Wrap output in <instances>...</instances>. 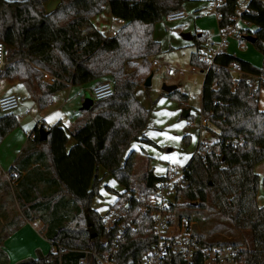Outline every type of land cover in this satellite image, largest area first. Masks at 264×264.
Wrapping results in <instances>:
<instances>
[{
  "label": "trees",
  "instance_id": "obj_1",
  "mask_svg": "<svg viewBox=\"0 0 264 264\" xmlns=\"http://www.w3.org/2000/svg\"><path fill=\"white\" fill-rule=\"evenodd\" d=\"M49 1L0 0V41L8 47L12 61L3 77L38 83L40 94L36 100L41 109L47 108L54 95L68 84L84 86L107 77L116 81L113 97L95 101L89 110L81 109L70 132L76 141L70 150H67L69 136L59 123L46 128L49 134L45 141L40 140L37 125L31 134L34 137L29 139L17 161L27 173L22 182L37 189L34 196H25L28 206L20 204L25 219L41 220L45 224V239L66 248L62 264H80L83 255L79 251L95 249L98 242L90 238L86 216L93 222L98 236H102V216L91 205L100 191L99 168L103 167L126 189L113 206L124 201L133 207L137 205L131 197L142 179L135 170L137 153L132 151L124 157L131 143L138 141L147 127L149 111L137 101L135 93L152 73V58L161 52L160 44L153 38L155 24L170 13L183 11L184 0H59L56 8L47 12L45 4ZM253 1L259 8H252L251 14L245 12L243 19L255 23L257 30H239L240 42H247L246 36L255 38L253 46L263 57L261 67L225 53L217 56L215 66L209 68L192 54L191 65L206 71L201 112L207 120L205 129L215 133L217 139L206 159L195 154L186 165L184 183L177 187L176 195L186 204L173 209L215 211L237 231L251 234L253 248L244 251L248 263L264 264V206L258 204L260 178L254 171L264 162V111L259 109L258 92L256 96L250 95V76L264 77V0ZM107 5L114 19L125 22L117 34L109 37L91 21ZM239 6L240 0H224L218 7L219 28L234 23L232 19ZM198 35L194 38L197 50L205 41L202 34ZM233 64L242 73L238 80L230 70ZM37 69L59 81L42 83V74ZM170 97L188 103V96L177 89ZM18 127L19 120L13 114L0 116V144ZM239 140H243L242 145L235 144ZM32 165L37 166L32 168ZM166 176L158 177L150 169L144 177L147 191H153L155 184ZM43 183L52 189L50 194L44 195L39 188ZM70 197L75 201L71 213L66 211ZM132 212L136 214V209ZM143 222L138 220L137 233L129 236L121 247L120 254L127 259L150 251L153 223L150 219L145 220L146 224ZM17 229L18 225L0 235V264L9 263L1 244ZM200 239L206 241L203 236ZM18 264L59 262H50L49 254H41Z\"/></svg>",
  "mask_w": 264,
  "mask_h": 264
},
{
  "label": "rangeland",
  "instance_id": "obj_2",
  "mask_svg": "<svg viewBox=\"0 0 264 264\" xmlns=\"http://www.w3.org/2000/svg\"><path fill=\"white\" fill-rule=\"evenodd\" d=\"M14 2H21L25 0H7ZM207 1V2H206ZM212 0H184L183 9L184 12L189 16L186 20L170 24L164 18L159 23L155 24L153 29V38L160 44L161 52L157 57L152 58L151 67L154 76L151 79V86L147 87L142 84L137 88L135 96L137 101L149 111L147 127L143 130L139 136L138 141L131 143L137 151V157L148 160L150 162L151 170L154 171L155 175L158 177H165L167 172L170 170L172 172L181 173L192 156L195 154L199 144L204 141H213L217 139L213 132L208 130H203L202 133L198 132L200 126L201 112H202V88L204 76L201 70L192 67L190 64V58L192 53H197L195 47L192 46V42H188L183 39V33H190L187 29L192 28L191 33L195 29H206L214 42L219 40L218 29L216 24L215 12L212 11L208 16L196 15L197 11L202 7H206L208 3ZM240 9H246V0H241ZM51 6L49 5V8ZM109 6L105 7V10L98 16H96L95 21L98 23L99 29L105 34L109 35V31L117 29L119 26L113 21L112 16L109 14ZM251 14L253 11L248 9ZM214 12V13H213ZM244 27V24L241 23ZM252 27L251 30H254ZM202 33V32H201ZM109 37V36H108ZM207 40V39H206ZM238 40L234 38L230 40V45H233L232 49L235 48L234 44L239 45ZM243 47L246 48L245 51L248 53L250 59L254 62L261 64L263 62L262 54L259 53L253 44L249 42H244ZM235 53L244 55L241 50L237 47ZM262 58V62H261ZM158 61L162 64L160 70H157L153 66V62ZM11 60L9 64H11ZM8 64V65H9ZM205 64V63H204ZM253 64V63H252ZM255 66H257L255 64ZM257 66V67H261ZM35 68V67H34ZM168 68H173L177 70L176 77H169L167 72ZM39 74H42L41 82L44 84H49L44 76V71L37 69ZM179 71V72H178ZM47 73V72H46ZM49 74V73H48ZM150 74V75H151ZM234 77L237 79L239 77L238 72H234ZM3 81L0 84V92L9 91V85ZM38 83L30 84L32 95L38 96L40 94L38 90ZM177 86V89L189 96V101L186 104L181 103L177 98L170 97V94L163 91V86ZM76 89L73 91V95L77 91L83 92L78 98V105L82 106V100L85 97L83 91V86H75ZM26 88V87H25ZM85 89V88H84ZM63 91V90H62ZM24 97L23 105L19 108L22 112V119L26 118V121L20 123V127L15 130V136L25 135L27 136V131L31 132L37 125V114H28V107L31 105V98L27 96L26 90L22 89L19 91ZM60 93V92H58ZM57 94V93H56ZM55 94V95H56ZM57 101V106H60L63 102H70V93L68 91L59 95ZM32 97V96H31ZM260 107H264V85L261 87L260 93ZM73 106L68 105V108ZM81 106L77 107L80 109ZM49 107V106H48ZM67 108V109H68ZM51 110V109H50ZM185 110H191L192 114L190 118H184L183 113ZM16 114V112H14ZM21 119V120H22ZM76 120V118H75ZM41 121V120H40ZM190 124L193 126L190 127ZM189 125V126H188ZM198 129V131H197ZM144 135V136H143ZM13 136V135H12ZM144 137V138H143ZM14 136L10 139L14 140ZM215 142V141H213ZM4 149V148H3ZM130 150V149H129ZM100 177L101 185L99 195L95 196L92 200V209L100 211L101 214L107 210V208L114 204L118 199L119 195L125 193V187H123L111 174L107 172H102ZM11 178L8 176L3 177ZM141 178V177H140ZM70 204L66 208L69 213L73 212L75 209V201L70 197ZM181 200V204H186V201ZM197 206V205H196ZM9 213L13 210L17 211L16 205L9 204ZM178 217H184L197 222V225L192 227L196 234H199L209 242V243H237L243 251L253 248L251 234L249 232H239L231 225V223L222 219L215 211L200 210L199 208H188L185 207L183 210L177 212ZM2 225H0V234L4 231L1 230ZM36 227V224H34ZM29 240L26 239L23 244L9 245L8 253L10 261L8 264H18L21 261L27 259H36L41 255L42 245L48 244L47 240L44 239L37 233L33 236L29 235ZM39 242H43L40 245ZM50 250H48L49 254ZM46 254V255H48ZM29 255V256H28ZM44 255V256H46ZM35 257V258H34Z\"/></svg>",
  "mask_w": 264,
  "mask_h": 264
},
{
  "label": "built area",
  "instance_id": "obj_3",
  "mask_svg": "<svg viewBox=\"0 0 264 264\" xmlns=\"http://www.w3.org/2000/svg\"><path fill=\"white\" fill-rule=\"evenodd\" d=\"M224 4V0H212L204 9L215 11L217 17L218 7ZM240 7V6H239ZM237 8L236 17L232 19V25L220 28L219 40L214 42L208 38L202 47L195 54L196 59L205 63L209 68L215 66V58L225 54L231 39L241 41L238 23L243 19L247 9ZM188 17L184 11H177L167 15L166 21L175 24L184 21ZM114 35L116 32H112ZM10 51L8 47L0 41V76L4 74L9 64ZM154 68L160 70L162 64L153 62ZM231 71L237 70V64L230 67ZM46 81L54 84L59 81L56 77L43 72ZM169 77H174L177 70L168 68ZM71 85V84H68ZM116 81L106 80L95 84L90 94L94 101L107 100L115 94ZM250 95L256 96V89L251 88ZM23 97L20 94H9L0 98V112L9 115L17 111L23 104ZM220 103L219 101L217 104ZM207 126V120L202 118L200 128L203 130ZM211 141H204L199 145L196 154L206 159L211 151ZM237 145H242L243 140L236 141ZM184 170L181 173L171 172L162 181L155 184L153 191L148 192L144 183V177L138 183L134 193L131 194L137 205L133 207L129 201L118 202L111 206L102 215V236L97 237V248L80 250L83 255L80 264H249L244 255V251L232 243L218 244L202 242L201 235L196 234L192 227L197 222L188 218L178 217L177 208L181 205V200L177 199V187L182 185ZM136 209V214L132 211ZM150 219L153 223V241L150 251L140 257L125 258L120 254L121 247L126 243L129 236L137 233L138 220ZM66 248L62 245L51 244L49 261H58L62 264V254Z\"/></svg>",
  "mask_w": 264,
  "mask_h": 264
},
{
  "label": "crops",
  "instance_id": "obj_4",
  "mask_svg": "<svg viewBox=\"0 0 264 264\" xmlns=\"http://www.w3.org/2000/svg\"><path fill=\"white\" fill-rule=\"evenodd\" d=\"M58 3H59V0H50L48 3L45 4L46 11L47 12H52L56 8ZM240 3L242 4L241 0H240ZM49 5L51 6L50 8H49ZM244 7L247 9V11H249L248 9L253 10L254 8H257L258 6L256 5V3H254L253 0H246V5ZM183 11H184V9H183ZM211 12L212 11H206L204 8L201 7L199 9V11H197L196 15H198V17L199 16L200 17L201 16H208L209 13H211ZM109 14H110V16H112L110 10H109ZM214 14H215V17H216V24H217V29H218V32H217L218 35L217 36L219 38V30H220V28H219V19L220 18L217 17L216 13H214ZM95 19H96L95 17L92 18V20H91L92 24L95 26V28L98 31L101 32L102 30L99 29L98 23L95 21ZM113 21L116 22V24H118L119 26L117 27V29L109 31V35L108 36L114 35L112 32H116V31L118 32L119 29L125 24V22L117 20V19H114V18H113ZM241 23L244 24V27L241 26ZM252 27H255L254 30H251ZM238 28H239V30H249L251 32H254V31L257 30V26H256L255 23H253V22H251L249 20H245V19H242L238 23ZM187 30L191 33L192 28H189ZM102 34L105 35L104 33H102ZM191 34L194 35V38H195L196 34H202L205 37V40L208 39V38H212L210 36L209 32L206 29H195ZM188 42H192V46L195 47V49L197 50V45L194 43V40L193 41H188ZM237 42L239 44V45H237V47L239 48V51L241 50V52L244 55L235 53L238 50L235 44H234V46H235L234 49H232L233 45L229 44V47H228L226 53L231 54V55H235V56H237V57H239L241 59H244L246 61H249V62L253 63L254 65L256 64L257 66H261V64H259V62L257 64V63H254L250 59V57L248 56V53H246V51H245L246 48L243 47V43H241L240 41H237ZM192 54H194V53H192ZM191 57H192V55H191ZM261 62H262V58H261ZM190 64H191V58H190ZM192 67H194V66H192ZM196 68H198V67H196ZM198 69H200V68H198ZM236 72L239 73V77L237 78V80H238V79L241 78L242 73L239 72V71H236ZM201 73L203 74V76L205 78L206 71L203 72L201 70ZM174 77H176V76H174ZM110 79H112V78L111 77H107V78L101 79V80H99L97 82H92V83L86 84V85H84L82 87L83 91H84L85 94L89 93V95L91 96L90 90L95 84H97L99 82H102V81L110 80ZM3 81H7L6 83H7V85H9V91L0 92V98L3 97V96L9 95V94H20L23 97V99H24L25 96H23L21 93H19V91L22 90V89L26 90V93H27L26 95L30 96L31 101H32L31 102L32 106L28 107L27 113L28 114H37L36 116L39 119L37 120V124L36 125H39V127L41 125H44L45 129H46V128H49V127L59 123L61 125V127L66 130V132H67V134L69 136V140H68V144H67V150H70L76 144V141L70 135V132L75 128V124H76L75 118H77L79 116V113L81 111V108H82L84 100H85V97H84V99L82 100V106L78 105L80 103H78L77 101H78L79 96H81L83 94L82 90L81 91H77V93H75L73 95V91L76 89V87L72 86V85H68L66 89H64L63 91H60V93H57L56 95H54L49 107H47L45 109H41L39 107L38 103H37V100H36L37 96L36 95L34 96L31 93L32 91L30 89V87H31L30 84L22 83V82H20L18 80L6 79V78L3 77V74H2L0 76V84ZM203 83H204V81H203ZM250 83H251V86H252L251 88L256 89V91L258 92V99H259L260 98V93H261V87H262V85H260V84L261 83L264 84V77L262 79V78H259V77H256V76H250ZM66 91H68V93H70L71 101L70 102H63V103H61L60 106H57V101L59 102L61 100V99H58L60 97L59 95H61L62 93L66 92ZM202 91H203V88H202ZM182 94H184V93H182ZM185 95H187V94H185ZM188 101H189V96H188ZM70 104H72L73 106H70V108H68V105H70ZM78 106L79 107L81 106V108L80 109L78 108L77 110H75ZM259 109L261 111H264V107H260V99H259ZM188 111H189V115H191L192 111L191 110H188ZM15 112H16V114L15 113H12V114L19 120V127H20V123H23L24 121H26V118L22 119L23 115H22V112L19 111V109L17 111H15ZM2 115L3 114L0 112V116H2ZM189 115H188V117H189ZM201 119H202V116H201ZM201 119H200V123H201ZM192 126L193 125L190 124V127H192ZM17 129H15V130H17ZM15 130L11 131L3 139L2 143L0 144V225H2L1 230L4 231L5 226H6L7 227L6 230L8 231L10 228L18 225V229L16 231L12 232V233H9L7 235V237H6V239L3 240L2 244H1V249L7 253L10 263H11V261H10V257H9V253H8V246L9 245L12 244V246L13 245L19 246L20 244H23L26 239H28V241H30L29 240V235L30 234H32L33 236L34 235L36 236L37 233H39V235L45 239L44 232L46 230L45 229V224L41 220L35 219L33 221H30V220L25 219V217H24V215L22 213V210L20 209L21 208L20 207L21 203H24V204H26V206H28L26 197L34 196L37 193V189L30 187V184H28L27 182L26 183L22 182V179L24 178V176L27 173H26V171H23L24 169H20L21 166H19V163H17V161H18L22 151L24 150L27 142L29 141L30 138L34 137L33 135H31L32 131L34 129L31 132L27 131V136H25V135L15 136V133H16ZM199 130L200 131H198V129H197L198 132L202 133V131L205 130V129L202 130L200 128V126H199ZM12 135L14 136L15 139L11 141L10 139L13 137ZM214 135H216V134L214 133ZM215 140L216 139H214L213 141H215ZM213 141H211V142L213 143ZM197 150H198V148H197ZM197 150L195 151V154H196ZM132 151L137 153V151L133 147H131L130 150L125 154L124 159H126L128 157V155ZM36 166L37 165H32V168H35ZM40 168L45 170V168L43 166H41ZM150 169H151L150 162L148 160H143L140 157L136 158L135 170H136V172L138 174V177H145V175L148 173V171ZM254 171L260 178V188H259V193H258V204H259V206H264V187H263L264 162L258 164L255 167ZM20 172L22 174L21 176H19ZM102 172L105 173L106 170L103 167H100L99 170H98L99 178L102 176L101 175ZM5 176L11 177V178L10 179L6 178V180H5L3 178ZM39 188L40 189L42 188V191H43L44 195L45 194H50L52 192V189L49 186H47L45 183L40 184ZM9 204L13 205V206L16 205L17 206V211L13 210V212L9 213V208H8ZM112 205H110L107 208V210L104 211L103 214H101L100 211H97L95 209L94 210L97 211L102 216L109 210V208ZM27 209H29V208H27ZM31 214L33 215V213H31ZM11 223H14L15 225H13ZM34 224H36V227H34ZM47 242H48L49 245H51V243L48 240H47ZM41 243H43V242H41ZM41 243L39 242V244L37 246H41L42 245ZM42 246H43V248L40 251L41 254H43V255L48 254V250H51V247L47 246L46 244H44Z\"/></svg>",
  "mask_w": 264,
  "mask_h": 264
},
{
  "label": "water",
  "instance_id": "obj_5",
  "mask_svg": "<svg viewBox=\"0 0 264 264\" xmlns=\"http://www.w3.org/2000/svg\"><path fill=\"white\" fill-rule=\"evenodd\" d=\"M200 36H201V34L198 35V37H200ZM182 37L186 41H193L194 40V35H192L191 33H183ZM245 39H246L247 42H249L251 44H253L255 42V38L253 36H246ZM152 77H153V74H151L147 78V80H146V82L144 84L145 87H150L151 86ZM176 89H177V86H174V85H172V86L164 85L163 86V91L168 93V94L172 93ZM93 104H94V101H93L92 97L89 95V93H86L85 94V100H84V103H83V106H82L81 109L82 110H89L93 106ZM188 115H189V111L185 110L184 113H183V116L185 118H187ZM39 133H40V140L41 141H45L47 139V137H48V134H49V132L45 129L44 125H41L39 127ZM195 205H198V203H195ZM86 218H87L88 232H89L90 238L93 240V239H95L97 237L98 233H97V231H96V229L94 227L93 222H91V220L89 219L88 216H86Z\"/></svg>",
  "mask_w": 264,
  "mask_h": 264
}]
</instances>
